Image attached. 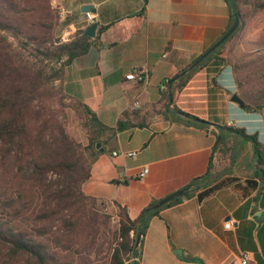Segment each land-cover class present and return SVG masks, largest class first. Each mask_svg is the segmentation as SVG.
Segmentation results:
<instances>
[{
    "label": "crops",
    "instance_id": "0c3cea01",
    "mask_svg": "<svg viewBox=\"0 0 264 264\" xmlns=\"http://www.w3.org/2000/svg\"><path fill=\"white\" fill-rule=\"evenodd\" d=\"M51 5L62 21H68L63 28L64 42L71 40L77 29L97 24L96 43L65 68L64 94L87 106L107 127H114L120 115L138 100L141 109L133 121L145 124L114 139L106 135L103 141L112 145L109 156L102 148L82 192L89 186L86 196L117 201L112 195L90 194L96 168L106 187L129 192L117 202L135 219L151 202L190 185L188 194L150 218L138 264H234L243 254L248 256V264H264V182L253 176L254 165L243 164L235 148L217 147V125L241 128L246 122L253 125L250 132L257 135L264 150V107L247 112L230 103L227 93H232L236 79L228 65L221 67L215 85L205 69L192 74L169 105L210 126L184 124L161 113L168 104L169 91L168 87L160 90L162 81L180 75L226 32L230 13L225 1L51 0ZM85 5L91 7V21L81 12ZM101 28L105 29L99 34ZM98 42L107 47H98ZM228 49L222 52L223 57ZM133 69L147 70V80H126L125 75ZM229 110L237 117H230ZM128 152H136L135 157L128 158ZM143 168L147 173L139 178ZM229 178L235 182L198 198ZM226 222L231 224L228 229Z\"/></svg>",
    "mask_w": 264,
    "mask_h": 264
},
{
    "label": "trees",
    "instance_id": "16d2710c",
    "mask_svg": "<svg viewBox=\"0 0 264 264\" xmlns=\"http://www.w3.org/2000/svg\"><path fill=\"white\" fill-rule=\"evenodd\" d=\"M224 1L230 13L228 28L236 14L238 28L197 66L190 69L200 56L180 71L184 72L182 76L169 79L168 104L161 112L165 117H177L184 124L200 128L211 125L169 105L197 71L205 69L211 74V83L216 84L222 66L238 70L231 58L222 56V48L244 27L243 6H249L255 13L264 9V0ZM67 25L68 21L61 20L51 0H0V264H88L93 235L99 231L90 212L98 201L101 205L104 202L82 192V185L90 179L91 166L102 152L95 149V144L100 142L102 149L101 136L114 139L121 132L145 126L133 121L137 110L124 111L114 127H107L87 106L64 94L65 68L96 43L84 40L80 28L71 40L61 41L60 31ZM104 29H99V34ZM23 52H28L30 60L23 57ZM56 82L63 99L72 101L85 118L88 140L85 147L65 133L44 104L47 86ZM241 99L246 104L245 111L257 112L264 107V88L256 101ZM217 128L220 137L217 147L226 149L230 134L249 144L255 158L253 176L264 182V150L257 135L247 134L243 128L220 125ZM233 182L234 179H226L200 193L198 198ZM247 183L255 186L250 180ZM155 202L135 219L130 218L126 207L112 202L118 226L109 246L108 264H138L133 259L138 258L148 222L162 209L147 210Z\"/></svg>",
    "mask_w": 264,
    "mask_h": 264
},
{
    "label": "rangeland",
    "instance_id": "374dc122",
    "mask_svg": "<svg viewBox=\"0 0 264 264\" xmlns=\"http://www.w3.org/2000/svg\"><path fill=\"white\" fill-rule=\"evenodd\" d=\"M242 13L245 15L244 27L225 44L221 52H224L227 46L230 47L227 56L231 58L232 64L238 68V70H234L233 76L236 83L232 86L233 91L230 93L229 98L233 93H237L240 98H245L247 102H253L256 101L255 98L259 91L264 88V9L253 13L249 6H243ZM59 16L61 18L60 13ZM60 39L63 41V29L60 31ZM254 41H256L255 44H253ZM23 57L28 60L31 58L28 52H23ZM239 83L241 87H239ZM46 91L47 97L44 104L53 114L56 122L70 138L81 147H85L88 143L84 128L86 122L85 118L81 116L79 108L69 99H63L57 82L48 85ZM229 116L237 117V114L233 110H229ZM252 126V124L246 122L241 124V128L247 134H251ZM105 137L106 135L101 136L100 140ZM227 145H229V148H235L236 152L240 153L243 164L248 165V167L255 164V158L251 154L249 144L244 142L241 137L232 136L228 139ZM102 146L104 154L109 156L112 145L103 142ZM102 178V175L100 177L97 174V169L94 168L91 183L93 188L90 194L105 197L112 195L117 201L129 196V192L125 188H120L117 192H114L111 188L106 187ZM88 187L86 186L83 189L84 193L89 192ZM116 213V207L108 201H104L103 205L99 204L98 201L97 206L91 209L90 217L94 218V224L99 228V231L93 235L94 246L90 255L87 254L88 264H108L109 246L113 239L112 235L118 226ZM125 264H128V262H125Z\"/></svg>",
    "mask_w": 264,
    "mask_h": 264
},
{
    "label": "water",
    "instance_id": "95a60500",
    "mask_svg": "<svg viewBox=\"0 0 264 264\" xmlns=\"http://www.w3.org/2000/svg\"><path fill=\"white\" fill-rule=\"evenodd\" d=\"M91 9L90 6H83L81 8V12L82 13H87L89 12ZM239 26V17L238 15H234L233 16V23L231 24V26L226 30V32L211 46L209 47L204 53H202L200 55V57L193 63V65L190 67L193 68L195 66H197L202 60H204L209 54H211L213 51H215L220 45H222L234 32L235 30L238 28ZM96 28H97V24L95 22L90 23L87 27H85L83 29L82 32V37L84 40H95L96 38ZM98 47H104L106 48L107 45H102L100 42H98L97 44ZM184 74L181 73L180 76H182ZM230 103L236 105L240 110H245L246 109V104L245 102L238 96L237 93H233L230 97ZM198 122H205L202 119L196 118L195 119ZM219 137L217 138V141H219ZM95 149L102 151L101 149V143L100 142H96L95 144ZM190 185L170 194L167 195L166 197L156 201L151 207H149L147 210H158L162 207H164L166 204L173 202L174 200L181 198L185 195V193L189 190ZM140 239V235L138 236L137 240H136V244H138Z\"/></svg>",
    "mask_w": 264,
    "mask_h": 264
},
{
    "label": "built area",
    "instance_id": "2783aa9c",
    "mask_svg": "<svg viewBox=\"0 0 264 264\" xmlns=\"http://www.w3.org/2000/svg\"><path fill=\"white\" fill-rule=\"evenodd\" d=\"M85 14V17L87 19V21H91L92 20V15L87 12V13H84ZM148 78V71L145 70V69H133L131 70L129 73H127L125 75V79L128 80V81H134L136 83H142V82H145ZM169 83V79H164L160 85V90L161 91H164L167 87ZM141 109V103L138 101V100H135L133 101L129 107H128V111L129 112H134V111H137ZM113 155L115 156L116 153H113ZM136 155V152H128L126 153V156L128 158H134ZM147 173V169L146 168H143V170L141 171V173L139 174V178H142L145 176V174ZM231 224L229 223H225L224 227L226 229L230 228ZM135 261H138L137 258L133 259ZM248 256L243 254L241 257H239L238 261L234 264H248Z\"/></svg>",
    "mask_w": 264,
    "mask_h": 264
}]
</instances>
